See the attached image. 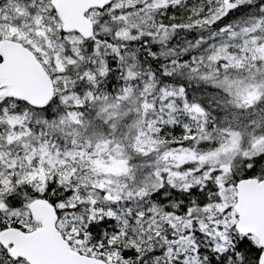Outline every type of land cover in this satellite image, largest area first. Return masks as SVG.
I'll use <instances>...</instances> for the list:
<instances>
[{
	"label": "snow or ice",
	"instance_id": "snow-or-ice-1",
	"mask_svg": "<svg viewBox=\"0 0 264 264\" xmlns=\"http://www.w3.org/2000/svg\"><path fill=\"white\" fill-rule=\"evenodd\" d=\"M0 264H264V0H0Z\"/></svg>",
	"mask_w": 264,
	"mask_h": 264
}]
</instances>
